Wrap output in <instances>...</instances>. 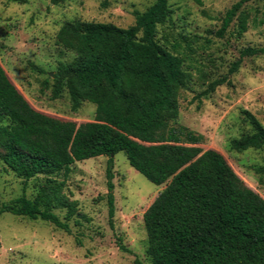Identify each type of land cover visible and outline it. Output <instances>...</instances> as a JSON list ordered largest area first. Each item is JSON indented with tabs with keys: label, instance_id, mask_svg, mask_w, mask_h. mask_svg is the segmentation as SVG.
Returning <instances> with one entry per match:
<instances>
[{
	"label": "trees",
	"instance_id": "obj_1",
	"mask_svg": "<svg viewBox=\"0 0 264 264\" xmlns=\"http://www.w3.org/2000/svg\"><path fill=\"white\" fill-rule=\"evenodd\" d=\"M195 1L202 5V0ZM255 1L234 4L214 35L224 38L233 24L238 36L245 34L250 16L244 6ZM111 2L103 0L101 7ZM173 14L170 0H153L128 28L86 21L62 26L57 43L75 57L58 65L50 85L53 98L67 91L75 112L85 102L94 104L93 122L77 124L36 110L0 64V159L25 182L43 180L32 198L24 193L2 203L0 217L43 221L70 233L78 204L64 194L66 180L76 163L102 156L109 158L113 216V157L124 152L131 167L151 183L167 184L144 214L150 264H264V198L220 152L200 147L204 136L176 125L180 94L188 88L190 74L181 43L159 39V28ZM178 37L187 44L186 36ZM262 55L264 46L241 50L228 74L212 81L198 99L227 84L244 58ZM243 113L252 133L233 139L231 149H261L264 127L250 112ZM258 173L264 177V168ZM58 209L66 210L65 220L55 213ZM134 264L144 263L136 259Z\"/></svg>",
	"mask_w": 264,
	"mask_h": 264
},
{
	"label": "rangeland",
	"instance_id": "obj_2",
	"mask_svg": "<svg viewBox=\"0 0 264 264\" xmlns=\"http://www.w3.org/2000/svg\"><path fill=\"white\" fill-rule=\"evenodd\" d=\"M241 0H170L172 20L159 28V39L181 43L185 69L190 74L181 91L176 125L204 136L203 150L220 152L244 180L264 198V146L239 153L231 141L252 133L243 112L254 115L264 127V55L244 58L229 82L208 98L198 95L209 84L228 74L232 63L247 47L264 46V0L247 3L248 31L242 36L232 25L226 36L217 38L226 11ZM0 0V64L30 104L38 111L77 124L95 121L96 106L85 102L74 111L67 91L54 99L50 85L60 63L75 57L57 43V34L67 22L86 21L134 25L136 13L145 12L153 0ZM236 24V23H235ZM213 32V33H212ZM187 37V44L178 35ZM175 39V40H174ZM34 66L36 68H34ZM42 69L45 73H40ZM49 83V87L45 86ZM114 215L108 201V157L78 162L66 180L64 194L78 204L70 220V233L43 221L3 214L0 217V264H134L147 260L144 214L167 184L156 186L131 167L124 152L113 157ZM60 177L59 180H62ZM41 179L25 182L0 159V205L24 193L32 198ZM65 220L66 210H55ZM128 251H124L121 247Z\"/></svg>",
	"mask_w": 264,
	"mask_h": 264
}]
</instances>
